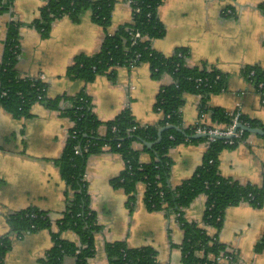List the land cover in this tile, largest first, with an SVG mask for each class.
Here are the masks:
<instances>
[{
	"label": "crops",
	"instance_id": "obj_1",
	"mask_svg": "<svg viewBox=\"0 0 264 264\" xmlns=\"http://www.w3.org/2000/svg\"><path fill=\"white\" fill-rule=\"evenodd\" d=\"M45 3L46 0H13L7 10L0 11V57L5 49L8 25L13 20L19 24V74L31 77L44 74L47 97L84 91L103 122L98 130L101 134L106 131L104 123L126 108L141 124L159 126L163 115L154 105L162 86L171 81L170 75L154 78L149 63L142 62L134 67L116 66L112 78L99 74L86 82L71 77L67 71L75 57L98 52L106 32L89 12H84L78 21L68 15L55 19L44 35L33 21ZM128 4L126 0H116L110 31L131 20ZM262 4L264 0H163L158 14L166 32L155 38L152 45L164 55H171L178 47H187L188 65L207 62L217 67L227 76V87L211 94L208 105H220L233 112L240 104L242 114L259 120L263 125L258 127L264 130V104L255 84L244 73L246 66L264 68ZM201 102L202 95L197 92L184 94L180 108L184 126L195 125ZM73 125L74 121L60 107L45 102L33 103L30 115L22 117L0 108V237L11 233L9 218L21 210L37 208L50 218L48 227L28 230L21 236L11 235L3 264H42L41 260L54 245L56 233L66 241L79 244L78 234L60 225L71 192L56 162L62 157ZM134 146L140 150L141 162L152 160L151 153L140 142ZM207 146L206 141H191L169 150L170 185L176 187L194 174ZM124 164L122 155L115 151L104 150L88 156L85 174L89 206L100 226L95 232V253L88 264H106L109 260L106 245L116 241H125L132 248H152L160 264H183L184 230L175 215L147 207L145 183L137 184L133 206L128 203L125 190L113 183ZM219 170L223 176L240 183L261 185L264 134L249 132L236 146L224 148L219 154ZM206 201L204 193L197 195L184 208L186 220L202 225ZM207 230L237 250V260L227 264H264V249H256L264 234V200L261 206L249 201L229 206L222 227L209 226ZM64 263L77 264V258L67 255Z\"/></svg>",
	"mask_w": 264,
	"mask_h": 264
},
{
	"label": "trees",
	"instance_id": "obj_2",
	"mask_svg": "<svg viewBox=\"0 0 264 264\" xmlns=\"http://www.w3.org/2000/svg\"><path fill=\"white\" fill-rule=\"evenodd\" d=\"M12 1L0 0V11L7 10ZM115 3L116 0H46L33 25L47 35L55 19L68 15L78 21L84 12H89L92 20L104 28V40L95 54H78L67 73L71 77L90 82L99 74L114 77L116 66L131 67L132 64L148 62L154 78L159 79L164 75L171 77V81L158 92L154 105L163 115L159 126L175 125L181 130L166 128L162 131L161 139L156 141L159 126L141 124L131 110L126 108L114 119L104 123L106 131L101 134L98 130L103 122L96 116L91 99L84 91L75 95L49 98L45 82L36 77H23L19 74V24L12 20L7 29L5 49L0 57V108H5L16 117L28 116L32 104L40 101L51 107H60L62 113L74 121L62 157L56 162L71 192L60 225L62 228L73 229L79 236V244L66 241L56 233L54 245L41 263L65 264L67 255H75L77 264H88V259L94 255L95 232L100 226L89 206L84 176L88 156L104 150L118 152L124 159V168L113 183L122 187L129 195L128 203L131 206L135 202L136 186L143 182L146 186L144 200L147 207L175 215L184 230L181 243L183 264H227L228 262L218 261L217 256L220 254L232 256L229 262H235L238 254L230 253L227 250L229 246L220 242L216 236L210 235L207 227L220 229L226 210L231 205L242 201H249L255 206L263 203L264 181L261 185L243 184L223 176L219 170L220 152L224 148L236 146L239 142L230 144L224 138L212 140L194 174L176 187L169 183V150L183 142L208 140L205 135L195 136L196 124L184 126L180 110L184 94H201L200 112L208 113V121L227 126L232 121V112L220 105H208L211 94L226 90L227 76L207 62L188 65L190 51L187 47H178L171 55H164L154 49L153 40L162 37L166 32L158 14L163 0H132L131 20L110 31ZM262 7L264 8V4ZM136 30L145 36L143 40L134 41L132 33ZM252 69L254 73L251 75ZM244 73L255 84L258 92L264 90V87L259 86L260 83L264 85V68L258 65L246 66ZM241 120L252 127L263 125L259 120L244 114ZM247 134L249 132L244 131V136ZM136 142H140L143 149L151 153L150 162H141L140 150L134 146ZM147 142H153L152 146L148 147ZM201 193L207 197L202 225L186 220L183 215L184 208ZM9 221L11 233L0 237V264H3L5 253L10 248L11 235L21 236L28 230H38L50 225L48 214L37 208L21 210L10 216ZM256 249H264V234L257 242ZM106 250L109 255L106 264H160L156 252L147 246L132 248L125 241H116L107 243Z\"/></svg>",
	"mask_w": 264,
	"mask_h": 264
},
{
	"label": "built area",
	"instance_id": "obj_3",
	"mask_svg": "<svg viewBox=\"0 0 264 264\" xmlns=\"http://www.w3.org/2000/svg\"><path fill=\"white\" fill-rule=\"evenodd\" d=\"M131 6V1L132 0H126ZM132 7H131V11H132ZM133 37H134V41L137 40H143L145 38V36L139 31L136 30L132 33ZM16 47H18L16 45ZM135 65H131V67H134ZM254 73V70L252 69L250 74L252 75ZM23 76V75H21ZM23 77H27V76H23ZM36 78L40 79L41 81H45V75L44 74H40L39 76H37ZM217 78H219V76L217 75ZM259 86L261 88L264 87L263 83H260ZM6 92H3V94H5ZM259 94L261 96V100L264 104V90L259 91ZM241 105L237 104L236 109L232 112L233 117H232V121L229 125L227 126H223V125H218V124H211L208 121V113L207 112H200L199 113V118L197 120V122L195 123L197 125L196 127V134H203L205 135L208 140L206 141L207 144H209L212 140H215L217 138H224L227 139L228 142L230 144H235L237 141L240 143L245 139L244 136V129L242 128H237L235 129L236 125L239 122H242L241 117H242V110H241ZM244 124V122H242ZM244 125H248V124H244ZM85 179H86V174H85ZM227 250L230 253H237V250L233 247H228ZM232 258V256H226L223 254H220L219 256H217L218 261L220 262H229V260Z\"/></svg>",
	"mask_w": 264,
	"mask_h": 264
},
{
	"label": "water",
	"instance_id": "obj_4",
	"mask_svg": "<svg viewBox=\"0 0 264 264\" xmlns=\"http://www.w3.org/2000/svg\"><path fill=\"white\" fill-rule=\"evenodd\" d=\"M170 127H174L175 129H178V130H181L178 126H175V125H168V126H162L159 131H158V138L156 141H159L161 139V136H162V131L166 128H170ZM237 128H242L244 129L245 131H248V132H254V133H259V134H264V130L262 128H259V127H252V126H249V125H244L242 122H239L235 129ZM195 136L199 137V136H203V134H195ZM148 146H152L153 142H147L146 143Z\"/></svg>",
	"mask_w": 264,
	"mask_h": 264
}]
</instances>
